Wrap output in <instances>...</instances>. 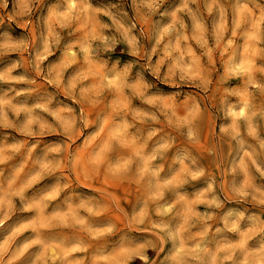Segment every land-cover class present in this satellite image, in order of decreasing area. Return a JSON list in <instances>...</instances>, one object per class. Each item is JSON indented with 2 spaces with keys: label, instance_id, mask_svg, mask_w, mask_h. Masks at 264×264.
Listing matches in <instances>:
<instances>
[{
  "label": "rangeland",
  "instance_id": "rangeland-1",
  "mask_svg": "<svg viewBox=\"0 0 264 264\" xmlns=\"http://www.w3.org/2000/svg\"><path fill=\"white\" fill-rule=\"evenodd\" d=\"M262 8L0 0V264H264Z\"/></svg>",
  "mask_w": 264,
  "mask_h": 264
},
{
  "label": "clouds",
  "instance_id": "clouds-1",
  "mask_svg": "<svg viewBox=\"0 0 264 264\" xmlns=\"http://www.w3.org/2000/svg\"><path fill=\"white\" fill-rule=\"evenodd\" d=\"M253 2H255V0H253ZM259 6V5H257ZM261 15L264 16V8L261 9ZM115 23H118V21H114ZM262 73H264V69H261L260 70ZM37 73L39 74V70H37ZM18 80L21 81V82H26V83H29V84H32V83H35V81H31V80H28L25 76H20L18 77ZM210 83V81H209ZM205 91H207V87L205 86ZM153 133L149 132V135H152ZM193 135V133L191 131L188 132V136L191 138ZM154 158V157H153ZM75 195H77L76 193L74 192H69L68 193V196L66 198H72L74 197Z\"/></svg>",
  "mask_w": 264,
  "mask_h": 264
},
{
  "label": "bare ground",
  "instance_id": "bare-ground-1",
  "mask_svg": "<svg viewBox=\"0 0 264 264\" xmlns=\"http://www.w3.org/2000/svg\"><path fill=\"white\" fill-rule=\"evenodd\" d=\"M243 111V110H242Z\"/></svg>",
  "mask_w": 264,
  "mask_h": 264
}]
</instances>
